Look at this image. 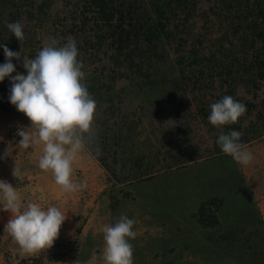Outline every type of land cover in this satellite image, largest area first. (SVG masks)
I'll list each match as a JSON object with an SVG mask.
<instances>
[{
  "label": "rangeland",
  "instance_id": "obj_1",
  "mask_svg": "<svg viewBox=\"0 0 264 264\" xmlns=\"http://www.w3.org/2000/svg\"><path fill=\"white\" fill-rule=\"evenodd\" d=\"M12 2H22L15 24ZM211 5L197 0L195 17L173 20L189 31L166 47L163 86L184 51L218 46L215 28L200 37ZM89 7L0 0L15 37L2 35L0 71L17 83L0 86V264H264V80L206 76L158 101L161 86L136 85L119 62L111 74L110 46L89 45L100 32ZM222 109L240 121L230 147ZM118 129L133 143L114 164L94 142ZM140 155L153 170L134 179Z\"/></svg>",
  "mask_w": 264,
  "mask_h": 264
},
{
  "label": "trees",
  "instance_id": "obj_2",
  "mask_svg": "<svg viewBox=\"0 0 264 264\" xmlns=\"http://www.w3.org/2000/svg\"><path fill=\"white\" fill-rule=\"evenodd\" d=\"M212 1L213 5L208 9L209 15L206 13L202 15L204 22L209 25L203 24L202 29L205 32L201 33L200 37L202 39L207 34V29L215 28L216 32H220L219 37L216 38L218 46L208 54H200L197 46L184 51L176 60L177 68L171 69L166 77L167 83L164 84L167 87L163 86L162 81L155 80L156 76L160 75L162 65L160 62L164 60L167 45L176 38L183 44L185 41L183 34L189 31L186 24L178 22L174 24L176 31L173 30L172 22L177 14H183L186 19L195 17L197 0H89V9L94 12L92 30H100L95 34L96 40L91 39L89 45L96 46L98 50L103 45L110 46L108 47L112 52L110 58L114 63L110 68L111 74L119 62L122 68L128 70L129 79L134 80L136 85L143 88L146 84L156 90H160L161 86V96L157 97L158 101L173 100L175 93H184L188 86H191L193 91L200 90L201 86L206 84H204L206 76L219 78L221 84L230 83L232 87L239 82L257 86V80H264V0ZM20 3L22 2L10 4L14 6V10L16 9V14L13 10L7 11L9 16L12 15L14 24L20 20L18 11ZM2 14L0 11V17ZM180 25L182 28L179 27ZM7 33L9 38H15L11 35L10 27L2 24L0 19V43L3 40L2 35ZM233 39L236 41L234 42ZM226 42L228 44L224 46ZM4 48L9 51L6 46ZM0 59H2L1 56ZM14 81L16 80L10 76L7 69L2 68L0 86L14 88L17 85ZM102 84L106 85L105 82H101ZM90 86L92 90L98 87L92 83ZM167 88H170L169 91ZM142 99L144 102V98ZM112 105L113 102L110 106ZM222 111L226 113L231 123L224 126L221 140L230 147L238 135L236 131L240 130V121L238 119H232V121L229 118V111L225 109ZM201 112L206 114L204 108ZM206 115L208 117L209 112ZM118 130L117 135L103 133L105 134L103 138L94 142L96 145L101 144L102 151L108 147L112 148L114 164L120 158L124 161L130 159L126 154L128 148H125V145L126 140L133 137L128 129L126 132ZM240 139L241 136L237 140ZM132 140L133 138L129 140L131 144ZM182 149L179 157L183 161V154L187 151L185 148ZM176 151L178 152L179 149ZM119 152L120 155H118ZM135 159L134 166L131 167L134 179L144 178L146 176L144 170H153L151 168L153 164L142 167L141 163L146 159L145 155L137 156Z\"/></svg>",
  "mask_w": 264,
  "mask_h": 264
}]
</instances>
